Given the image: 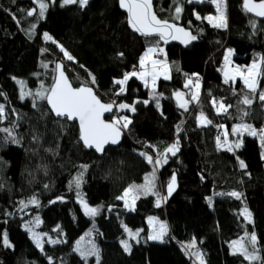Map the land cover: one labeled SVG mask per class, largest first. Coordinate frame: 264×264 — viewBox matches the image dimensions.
I'll list each match as a JSON object with an SVG mask.
<instances>
[{
    "label": "trees",
    "instance_id": "obj_1",
    "mask_svg": "<svg viewBox=\"0 0 264 264\" xmlns=\"http://www.w3.org/2000/svg\"><path fill=\"white\" fill-rule=\"evenodd\" d=\"M224 1L227 27L216 28L204 19L217 13L209 0L192 3L181 0L183 11L179 19H174V11L169 12L175 7L172 0H155V10L162 19L184 25L197 37L186 48L158 42L166 49L171 78L158 81L156 92L162 96L157 107L151 99V89L138 77L128 80L124 94L115 95L120 86L114 81L138 66L147 47L157 43L156 38L146 40L130 30L119 0H89L83 9L74 5L61 7L62 0H55L39 21L35 16H26L27 10L38 9L34 0L14 3L0 0V92L6 94L0 95V104H5L10 113L8 119L0 122V128L16 121L19 124L16 135L21 138L20 144L0 145V231H7L13 246L10 249L0 246V264H96L95 256L85 260L75 250L77 240L91 227L96 232L99 264H196L194 255L184 247L193 239L205 264H249L241 256L233 255L230 246L245 231L257 234L260 255L264 257L263 148L258 137L247 133L234 152L218 148L215 137L218 134L223 137V129L214 125L227 124L231 131L239 122L238 114L232 108L229 114L218 115L210 106L212 97L223 99L225 105L237 104L239 97L233 95V89L239 93L244 85L242 80L224 83L223 57L227 49H233L236 61L245 65L252 63L258 54L264 55V21L249 13L243 0ZM250 19L257 22L255 31ZM32 23L36 27L29 38L22 29ZM44 33L53 40H45ZM61 45L74 57L73 61L67 60ZM118 53H123V57L119 58ZM60 62L75 86L91 85L103 101L134 104L136 108L134 113L117 108L116 116L127 115L132 123L124 129L122 143L108 147L103 156L78 142L77 123L62 120V128L54 115H41L50 109L46 102L33 108L30 97L20 98L18 79L33 91L41 83L47 88L52 84V69ZM43 64H48V68L42 67ZM194 74L202 80L200 103H190L185 111L179 108L173 94L183 91L188 99L190 91L184 85L187 77ZM91 77L95 78L94 85ZM260 87L264 88V78ZM138 100L150 102L137 103ZM201 110L213 125L199 126ZM19 116L24 118L18 120ZM246 122L257 129L264 127V109L258 103L252 105ZM34 134L39 136V143L32 139ZM177 138V154H168L167 163L156 166L157 189L162 196L175 174L177 185L171 196L160 207L155 206L154 196H141L134 210L126 209L116 198L129 185L145 183L153 171L147 155L155 160L157 152ZM138 152H145L146 156ZM237 157L244 161L245 169L239 167ZM82 164L90 166L84 175L83 197L90 206H104L94 219L84 214L75 190L69 188V181ZM44 185L49 187L45 189ZM232 191L242 193V198L216 195ZM33 195L39 207L29 204L20 211V201L27 202ZM57 197H63V201ZM109 206L114 211H107ZM245 206L252 214L251 222L240 215ZM149 216L168 221L165 241L147 238ZM35 217L42 221V231L59 236L64 242L45 241L41 252L24 228ZM125 224L142 230L139 243L131 239L130 252L120 243L123 239L130 240ZM57 226L59 233L55 231Z\"/></svg>",
    "mask_w": 264,
    "mask_h": 264
},
{
    "label": "snow or ice",
    "instance_id": "obj_2",
    "mask_svg": "<svg viewBox=\"0 0 264 264\" xmlns=\"http://www.w3.org/2000/svg\"><path fill=\"white\" fill-rule=\"evenodd\" d=\"M15 0H13V3ZM54 2V0H34V3L38 5V9L33 7L30 10L26 11L27 17L35 16L36 20L39 21L45 17L49 3ZM175 5L174 9H169V12L175 13L174 19H179L180 14L183 11V8L180 6L181 0H172ZM186 2H203V0H186ZM210 3L216 6V11L218 15H208L204 19L216 28H225L227 27L226 16L224 12V3L223 0H209ZM244 7L250 13H255L256 17H264V0H261L259 3H253L252 0H243ZM89 4V0H62L61 7L65 6H77L80 9H83ZM119 5L122 9H126L128 13L127 22L130 28L136 33L143 36L146 40H149L151 37H155L157 43L152 44L147 47V50L139 58L138 66L140 71L137 72L133 70L131 72H126L123 74L122 79H117L114 81L116 85H119L118 92L115 95L119 96L125 93L126 85L130 78L138 77L139 80L143 81L144 86H149V80L151 81V99L155 101L156 106L159 107V98L162 96L161 93L156 92V81L163 75L165 79H169L170 66L167 64L165 59H153V55L162 52V49H159L158 42L163 40L167 42L168 38L173 39L180 38L179 35L185 38L184 43H189L193 40H196L197 37L191 35L190 32L185 29L178 27L175 23H170L168 20H161L157 17L156 12L153 10L152 0H119ZM158 11H163L159 9ZM197 19H201L199 14H195ZM19 23V21H17ZM250 25L255 31L257 22L255 19H250ZM36 24L32 23L26 29H22L25 34L31 38L34 34ZM174 30V32H173ZM45 40H53V38L48 34L44 33ZM55 43V41H53ZM151 43V41H149ZM63 51L64 56L68 61H73L74 57L69 54L66 50L63 49V46H60ZM233 54V49H227L223 60L224 68V83H234L236 78L239 77L244 85V88L237 93L233 89V95L238 96L239 99L235 106L229 104L225 105L223 99L217 100L216 98H210V106L214 109L216 114H229V109L235 108V111L238 114V123H235L231 129V133L236 137L234 140H229V132L224 125H214L219 129H223V142H221V135L215 137L218 148L226 149L228 152H234L235 149H239L242 145V136L247 133L252 137H258L261 147L264 148V127L256 129L253 125L246 122V118L251 115L252 105L258 103L261 109H264V88L260 87V80L264 78V55H257L253 59L252 63L247 66L232 65L231 56ZM119 58L123 57V53L117 54ZM48 64H43L42 67L48 68ZM162 69V71H161ZM178 70V69H177ZM53 75L51 77L52 84L45 88L43 83L41 87L35 91H32L27 88L26 82L23 80H17V83L20 85V98H31L33 102V108H37V105L40 102H46L47 105H50V109L46 113H42V116H47L49 114L54 115L56 118V123L63 128L61 124L62 120L66 121H78L79 129V140L83 145L92 149L98 154L104 155L106 152V146H116L120 143L122 136V129H127L132 121L127 115L116 116L113 113L114 107L119 110L128 109L131 112H135L136 108L133 105L127 103L116 104L115 101L108 103H103L94 93L93 88L89 86H80L73 87L72 83L69 82L65 71L63 63H56L55 67L52 69ZM195 77V79H194ZM187 77V83H185V89L195 88L197 91H191L188 99H185V92L176 91L174 96L178 102L179 108L187 111L189 104L195 102L196 104L200 103V94L198 89L200 88L199 78ZM13 79H16L13 77ZM90 82L94 85L95 78L91 77ZM0 95H6L0 92ZM137 103L148 104L149 100L136 101ZM15 112V110H11ZM109 113L113 114V118L110 122H107L103 119L104 114ZM10 113L6 111L5 104H0V122L9 118ZM23 116H19L17 119H23ZM9 127L0 128V145L6 143L20 144L21 138L16 135V129L19 127L18 122L9 121ZM199 126H208L213 125V121L208 119L203 110L200 111L198 117ZM177 132H179L180 126H177ZM32 139L39 143V136L33 135ZM154 147V146H153ZM46 151H52L47 149ZM179 151V139L177 138L170 146H164L162 151L157 152L156 158L154 160L152 155H147V163L153 165L152 178H145V183L142 184H131L129 185L116 199L123 202V206L126 209L134 210L135 203L141 196L147 197L152 195L155 197V206L160 207L161 202L167 200L168 196H171L172 192L176 186V176L172 175L170 182L166 186V195H161L160 192L156 189L155 185V175L157 168L156 166L167 163L168 154L175 156ZM138 155L144 157L146 156L145 152H138ZM239 160V158L237 157ZM90 166L87 164L79 165V170L76 175L69 181L70 190H75L79 203L83 206L84 214L89 218H95L104 210V206H90L87 200L83 197L82 194V185L84 181V175L87 172ZM239 167L242 169L246 168L244 161L239 160ZM2 187V184H0ZM49 186L44 185V188L47 189ZM216 195H227L234 197L237 200L242 198V193L237 191H232L228 193H216ZM58 200L63 201V197H57ZM209 203H211L212 197L208 198ZM56 201H51L50 203H55ZM29 204L36 205L39 207V201L35 195L30 197L27 202L20 201V211H23L28 207ZM107 211H114L112 206L107 208ZM16 213H8L9 216L15 215ZM240 215L244 216L249 222H251V213L248 211L245 206ZM157 218L149 217L148 221L150 224L153 223ZM42 221L39 217H35L33 220L29 221L24 225V228L30 233L32 241L35 243L36 247L43 252L45 238H47V243L50 244H59L63 243L62 239L56 238L52 239L48 236L47 233H38L35 230V226H38ZM124 230L127 232L129 239H135L139 243V234L140 231H133L128 229L127 226L124 227ZM59 233L60 229L57 226L55 230ZM167 224L166 222H160L158 228H154L151 235L147 238L154 241H163L164 237L167 235ZM83 239V238H82ZM126 252L131 251V245L128 239H123L120 241ZM0 246L5 248H12L7 231H0ZM186 249H196V241L193 239L189 244L184 245ZM232 254L239 255L243 258L244 261L259 262V264H264V257H261V249L258 247V238L256 234L244 232V235L240 239L235 240L231 244ZM79 255L87 260L89 257H96V264H99V249L94 242H90L86 246H81V242H77V247L75 249ZM195 258L199 261V264H205L203 259V254L196 249L195 253H192ZM48 259H52L48 257Z\"/></svg>",
    "mask_w": 264,
    "mask_h": 264
},
{
    "label": "rangeland",
    "instance_id": "obj_3",
    "mask_svg": "<svg viewBox=\"0 0 264 264\" xmlns=\"http://www.w3.org/2000/svg\"><path fill=\"white\" fill-rule=\"evenodd\" d=\"M55 1V0H54ZM203 1H205V0H203ZM52 3V2H51ZM223 3H224V5H225V1L223 0ZM49 6H50V3H49ZM49 8V7H48ZM48 10V9H47ZM224 12H225V16H226V6L224 7ZM209 15H213V16H215V15H218V13H216V14H209ZM208 16V15H207ZM206 16V17H207ZM226 23H227V16H226ZM153 44H156V43H153ZM152 45V44H151ZM151 45H149V46H151ZM158 47H159V49H162V52H158V53H156V54H154L153 55V59H159V55H163L164 56V59L166 60V62H167V64L170 66V63H169V59H168V57H167V53H166V49H165V47L163 46V45H161V44H158ZM147 50V49H146ZM145 50V51H146ZM144 51V52H145ZM143 55V54H142ZM231 61H232V65L233 66H235V65H239V66H247V65H250V64H245V65H243V64H240V63H238L237 61H236V59H235V53H234V51H233V54H232V56H231ZM223 68H224V62H223ZM134 70V69H133ZM132 70V71H133ZM136 71L137 72H139L140 71V69H139V67H137V69H136ZM161 71H162V69H161ZM222 74H223V78H224V72L222 71ZM168 75H169V77L171 78V67H170V71H169V73H168ZM123 77H121V78H119V79H122ZM169 78V79H170ZM160 79H165L164 78V76L163 75H161L158 79H157V81H156V86L155 87H157V84H158V81L160 80ZM18 80H20V79H18ZM238 80H241L239 77H237L236 78V80H235V82H237ZM141 81V80H140ZM143 82V81H142ZM199 82H200V88L198 89V91H199V94H201V91H202V80L201 79H199ZM20 86V85H19ZM150 89H151V81L149 80V86H148ZM28 88V87H27ZM29 89V88H28ZM31 90V89H30ZM33 91V90H32ZM190 92L191 91H197V89H195L194 87L193 88H191L190 90H189ZM130 105V104H129ZM129 117V116H128ZM198 117H199V115H198ZM115 118V117H114ZM224 126L226 127V129L228 130V132H229V136H228V139L231 141V140H234L236 137L231 133V131L229 130V128H228V126H227V124H224ZM257 129V128H256ZM243 137H244V134H243V136H242V141H243ZM223 139H224V137H222L221 136V142H223ZM263 158H264V148H263ZM160 166V165H159ZM153 172V171H152ZM152 172L150 173V175H149V179H151L152 178ZM157 176H158V173H157V171H156V175H155V185H156V189H157ZM176 185H177V179H176ZM175 188H176V186H175ZM158 190V189H157ZM173 193V192H172ZM138 201V200H137ZM136 201V202H137ZM163 202V201H162ZM161 202V203H162ZM135 206H136V203H135ZM135 206H134V208H135ZM129 210V209H128ZM249 211V210H248ZM149 217H155V216H149ZM155 218H157L156 220H154L153 221V223L152 224H150L149 223V221H148V224H149V229H150V231H149V235H151L152 234V232H153V230H154V228H158L159 227V223L160 222H166V224H167V229H168V231H167V234H168V232H169V225H168V221L166 220V219H162V218H158V217H155ZM251 221H253V217H252V214H251ZM125 226H127V228L128 229H131V230H133L134 232L135 231H138V230H134V229H132V228H130L128 225H126L125 224ZM35 230L38 232V233H41V234H43V233H47L48 234V236L49 237H51L52 239H56V238H58V237H56V236H54V235H52L50 232H45V231H42L41 229H40V224L38 225V226H35ZM141 232L142 231H140V234H139V237H138V239L140 238V236H141ZM248 233H253V232H248ZM255 233V232H254ZM256 234V233H255ZM148 235V236H149ZM256 236H257V234H256ZM242 237V236H241ZM83 238V239H82ZM257 238H258V236H257ZM165 239H166V236L164 237V240L163 241H165ZM238 239H240V238H238ZM238 239H235V240H238ZM150 240V239H149ZM235 240H233V241H235ZM45 241H47V238H45ZM78 241H80L81 242V246L83 247V246H86V245H88L90 242H94L95 243V245L97 246V240H96V232H95V229H94V227H91V228H89L87 231H86V233L85 234H83L80 238H79V240H77V242ZM150 241H154V240H150ZM162 241V242H163ZM232 241V242H233ZM77 242H76V244H75V247H77ZM157 242H161V241H157ZM232 242L230 243V246H231V244H232ZM129 243H130V245H131V248H132V241H131V239L129 240ZM258 247H259V244H258ZM197 249V248H196ZM196 249H189L190 250V252L191 253H195V251H196ZM231 251H232V247H231ZM201 253V252H200ZM93 257V256H92ZM195 257V256H194ZM91 257H89L88 258V260L90 259ZM196 259V258H195ZM195 263L196 264H199V261L196 259V261H195Z\"/></svg>",
    "mask_w": 264,
    "mask_h": 264
},
{
    "label": "water",
    "instance_id": "obj_4",
    "mask_svg": "<svg viewBox=\"0 0 264 264\" xmlns=\"http://www.w3.org/2000/svg\"><path fill=\"white\" fill-rule=\"evenodd\" d=\"M154 2H155V0H152L153 10L156 12V10H155V6H154ZM252 2H253V3H259V2H261V0H252ZM243 7H244V2H243ZM244 8H245V7H244ZM121 9H122V8H121ZM245 9H246V8H245ZM246 10H247V9H246ZM122 11H123L124 13H126L127 16H128V13H127L126 9H122ZM249 13H250V12H249ZM250 14H252L253 16H255V13H250ZM156 15H157V17H158L159 19H161V20H165V19H162V18L157 14V12H156ZM255 17H256V16H255ZM257 18H259L260 20L264 21V17H257ZM168 21H169L170 23H175L178 27H181V28L185 29L186 31L190 32L191 35L196 36L195 33H193V31H192L191 29L185 27L184 25H182V24H180V23H177V22H174V21H170V20H168ZM128 26H129V24H128ZM129 28H130V26H129ZM130 30H131L133 33L137 34L138 36L143 37V36H141L140 34H138V33H136L135 31H133L131 28H130ZM173 32H174V30H173ZM176 35H179L180 38H178V39H173V38L169 37L168 40H167V42H164L163 40H161L160 42L163 43V44H165V45L177 44V45L182 46L183 48H186V47H188V46L194 41V40H193V41H191V42H189V43L186 44V43H184V39H185V38L182 36V34H176ZM143 38H144V37H143ZM151 38H155V37H151ZM60 63H61V62H60ZM64 71H65V74H66V76H67L69 82L72 83V81H71V79H70L68 73L66 72L65 68H64ZM72 86H73L74 88H75V87H80V86H89V87H92L94 93H95V94L97 95V97L101 100V102H103V103H107V102L103 101V100L98 96V94H97V92H96V89H95L93 86H91V85H80V86H75V85L72 83ZM48 107L50 108V105H48ZM116 112H117V108L114 107V109H113V113L116 114ZM109 117H110V118H113L114 116H113V114L105 113L103 119H104L105 121H107V122H110L112 119H109ZM70 122H72V123H77V124H78V121H75V122H74V121H70ZM124 134H125V131H124V129H122V136H121V139H120V143H119L118 145H116V146H111V147H117V146H119V145L122 143V141H123ZM107 148H108V147L106 146V149H107ZM91 150H92V149H91ZM93 151H94V150H93ZM96 153H97V152H96ZM97 154H98V153H97ZM98 155H99V156H103V155H101V154H98Z\"/></svg>",
    "mask_w": 264,
    "mask_h": 264
},
{
    "label": "built area",
    "instance_id": "obj_5",
    "mask_svg": "<svg viewBox=\"0 0 264 264\" xmlns=\"http://www.w3.org/2000/svg\"><path fill=\"white\" fill-rule=\"evenodd\" d=\"M159 59H164V56L163 55H159ZM137 69V67H135V69L134 70H136ZM199 78V77H198Z\"/></svg>",
    "mask_w": 264,
    "mask_h": 264
}]
</instances>
